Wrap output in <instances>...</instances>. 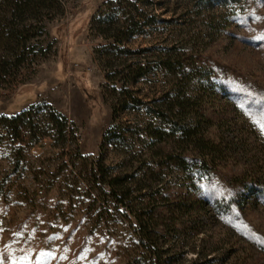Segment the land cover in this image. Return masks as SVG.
Here are the masks:
<instances>
[{
  "label": "rangeland",
  "instance_id": "rangeland-1",
  "mask_svg": "<svg viewBox=\"0 0 264 264\" xmlns=\"http://www.w3.org/2000/svg\"><path fill=\"white\" fill-rule=\"evenodd\" d=\"M104 1L61 0V11L44 14L43 33L30 41L38 58L10 66L13 73L0 82V113L47 102L75 129L54 133L45 109L19 138L0 130V264H127L139 253L132 214L100 206L89 182L90 161L111 122L110 101L101 88L106 56L95 49L106 40L90 30V19ZM167 3L168 8L162 3L149 10L152 24L127 45L175 44L199 52L217 84L203 108L211 119L204 132L223 153L195 167L189 178L171 167L160 180L168 195L162 199L150 196L148 188L135 189L140 182L155 183L141 175L144 158L159 153L156 148L140 152L143 134L129 132L122 147L106 146L104 161L112 173L135 174L129 197L137 208L156 205L157 227L166 245L174 246L170 264L200 257L202 264H264V0H240L214 14L198 13L191 0ZM223 14L230 15L224 24H211ZM170 85L159 71L133 87L148 100ZM125 117L128 125L148 119L137 111Z\"/></svg>",
  "mask_w": 264,
  "mask_h": 264
},
{
  "label": "trees",
  "instance_id": "trees-1",
  "mask_svg": "<svg viewBox=\"0 0 264 264\" xmlns=\"http://www.w3.org/2000/svg\"><path fill=\"white\" fill-rule=\"evenodd\" d=\"M239 1L191 0L198 13L211 14L226 10ZM137 2L146 9H139ZM162 3L168 8L167 0H106L90 19V30L96 29L106 40L105 44L95 49L99 57L106 56L105 81L101 88L106 100L110 101L111 122L102 133L99 154L90 161L89 182L98 193L100 206L106 209L112 206L117 212L134 217L135 247L139 253L127 264H164L166 261L170 264L176 256L170 254L174 246L166 245L165 233H161L157 227L160 223L159 216H154L156 205L137 208L134 198L129 197L135 174L112 173L111 165L104 161L103 150L106 146L122 147L127 142L129 132L143 134L146 143L140 152L156 148L159 153L144 158L147 163L142 167L144 171L141 175H146L155 183L140 182L135 189L141 191L148 188L153 193L150 196L160 195L161 199L168 195L162 191L160 180L171 167L180 169L189 178L195 172V167L215 162L214 159L223 153L222 148H218L219 144L204 132L211 119L203 108L215 96L217 84L211 79V72L200 62L199 52L175 44L138 49L127 45L134 34L141 32L145 25L152 24L153 17L149 10ZM61 9V0H0V82L13 73L10 66L23 65L30 56L38 58L30 41L43 33V15L52 17ZM133 10L136 15L132 14ZM119 14L124 17L120 18ZM218 14L220 17L221 11ZM229 16L223 14L224 19H215V23H210L224 24ZM159 71L166 74L171 85L160 95L145 100L133 86ZM50 108L49 103L39 102L16 113H0V130H5L13 139L19 138L22 129L34 127L38 114L46 109L54 133L58 131L64 135L65 128L70 126L74 134L75 129L67 116ZM135 111L143 112L148 119L136 118L133 125H128L130 117L126 118L125 115L130 116ZM124 117L126 119L122 120ZM162 143H166L168 148L159 149L157 145ZM194 154H200L201 159H194ZM155 166L159 169H155ZM146 195L143 193L140 196ZM120 207L122 211H119ZM182 252L176 254L182 255ZM199 259L202 261L201 257ZM199 259L187 264H202L203 261Z\"/></svg>",
  "mask_w": 264,
  "mask_h": 264
},
{
  "label": "snow or ice",
  "instance_id": "snow-or-ice-1",
  "mask_svg": "<svg viewBox=\"0 0 264 264\" xmlns=\"http://www.w3.org/2000/svg\"><path fill=\"white\" fill-rule=\"evenodd\" d=\"M261 131L264 132V124H261ZM43 255V254H42Z\"/></svg>",
  "mask_w": 264,
  "mask_h": 264
}]
</instances>
